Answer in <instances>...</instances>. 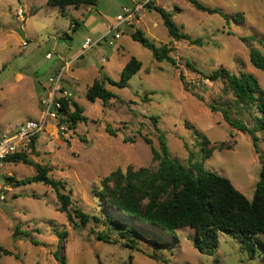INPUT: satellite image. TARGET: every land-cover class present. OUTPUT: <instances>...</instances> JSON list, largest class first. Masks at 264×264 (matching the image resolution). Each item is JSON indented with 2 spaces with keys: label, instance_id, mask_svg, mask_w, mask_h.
<instances>
[{
  "label": "rangeland",
  "instance_id": "1",
  "mask_svg": "<svg viewBox=\"0 0 264 264\" xmlns=\"http://www.w3.org/2000/svg\"><path fill=\"white\" fill-rule=\"evenodd\" d=\"M148 1L96 0L94 6H70L62 13L47 0H0V135L14 132L28 119L39 118V98L47 78L63 62L78 56L64 73L62 85L73 93L86 121L69 134L56 132L49 125L36 136L34 151H26L33 162L50 168L51 178L64 183L63 192L70 196L71 209L97 215L95 194L100 180L116 169H156L150 146L142 140L143 136L149 138L151 146L158 149L152 118H156L172 158L186 164L188 150L192 151L205 170L229 179L252 199L264 166L262 135L256 133L255 151L247 134L231 128L221 113L211 112L208 105L227 108L231 119L250 128L259 116L257 109L236 103L225 82H210L201 74L219 67L235 75L244 72L264 90V74L249 60L251 48L263 52L258 40L264 42V0H196L228 19L199 11L187 0H151V5L170 13L179 32L200 39L201 44L173 40L160 15L142 7L120 27L122 34L112 45L101 41L81 53L85 39H98L123 7L133 11ZM18 8L24 12L22 28L15 16ZM75 23L78 26L73 31ZM135 29L156 46L168 45L175 65L155 61L148 49L131 39L130 32ZM130 57L141 63V69L126 86L105 85L113 97L106 103L89 101L86 91L93 80L106 76L118 81ZM194 130L209 141L208 148H216L209 157H204ZM222 142L229 148L217 149ZM35 173L32 166L22 162H3L0 166V264H58L57 251L66 264H264L260 249L250 259L235 239L223 233L218 235L212 255L199 253L193 247L194 231L187 227L175 231L178 242L170 249L155 251L143 240L137 241L139 251L122 246L121 240L115 244L99 241L96 232L103 227L92 223L74 227L66 213L57 210L58 202L49 186L34 181L15 186L6 181L24 180ZM16 228L20 234L13 238ZM62 232L66 236L60 239L58 234ZM153 254L156 259L148 257Z\"/></svg>",
  "mask_w": 264,
  "mask_h": 264
},
{
  "label": "trees",
  "instance_id": "2",
  "mask_svg": "<svg viewBox=\"0 0 264 264\" xmlns=\"http://www.w3.org/2000/svg\"><path fill=\"white\" fill-rule=\"evenodd\" d=\"M187 1L199 11L217 13L228 19L226 14L217 9H209L196 0ZM95 2L96 0H47L48 5L57 7L62 13L70 6L74 8L94 6ZM150 3L151 0L144 3L143 8L154 10L160 15L170 38L176 41L183 39L191 45L201 44L200 39H191L179 32L170 13ZM77 26V23L73 24L72 30L74 31ZM130 37L148 49L155 61H166L175 65V59L170 55L171 48L168 45L156 46L139 29L130 32ZM245 40L243 38V41ZM258 43L263 52L251 48L249 60L255 69L264 74V42L258 40ZM186 65L192 68L188 63ZM140 69L141 63L136 58L130 57L122 67L118 81L106 76L100 80H93L87 88L86 97L89 101L99 99L106 103L113 94L105 88V85L123 88ZM201 75L210 82L218 80L225 82L236 103L245 107L254 106L257 109L259 116L256 118V124L250 128L241 121L231 119L227 108L208 105L211 112L221 113L223 120L231 128L247 134L256 151L258 140L256 133H261L264 141V90L252 75L244 72L235 75L219 67L207 75ZM182 78V74H179L180 81ZM183 87L184 90L187 89L184 83ZM143 99L147 100V94ZM63 104L65 118L59 123L67 124L68 129L73 131L78 123L86 121V117L82 115V108L74 100H63ZM151 122L157 134L158 149L151 146L149 138L143 136L142 140L150 146L151 160L157 163L156 169L140 167L133 170L128 167L124 172L116 169L102 178L100 189L95 194L99 206L97 215H90L78 208L71 209L70 196L63 192L64 183L51 178L48 175L50 168L33 162L27 156V152L15 153L3 162H22L32 166L35 175L19 181L6 178V181L15 186L32 181L49 186L55 193L57 210L66 213L74 227L83 228L90 223L100 224L103 230L96 232V239L105 243L115 244L121 240L122 246L139 251L137 241L143 240L150 242L155 251L160 248L170 249L171 245L178 242L175 231L187 227L194 231L193 247L199 253L212 255L218 246V235L223 233L235 239L250 259L255 257L258 249L264 254V166L260 171L252 199L249 200L232 185L229 179L205 170L202 163L195 159L192 151L188 150L186 164L172 158L164 134L157 127L156 118H152ZM105 130L114 135L108 127H105ZM194 133L204 157H209L216 148L212 145L208 148L209 141L196 130ZM35 140L36 137L32 140L31 152L34 151ZM185 147L187 148L186 145ZM224 148L229 147L223 142L217 145L219 150ZM19 232L16 228L12 237L18 238ZM112 235H114L113 239ZM58 236L63 239L66 233H59ZM31 242L36 244L34 240ZM3 254L11 255L9 251H3ZM58 255L57 251L55 257L58 264H66L65 258ZM148 257L156 259L155 254Z\"/></svg>",
  "mask_w": 264,
  "mask_h": 264
},
{
  "label": "built area",
  "instance_id": "3",
  "mask_svg": "<svg viewBox=\"0 0 264 264\" xmlns=\"http://www.w3.org/2000/svg\"><path fill=\"white\" fill-rule=\"evenodd\" d=\"M144 5V4H143ZM143 5H137L133 11L123 7L121 12L114 17L113 23L106 26L104 33L95 41L90 38H86L82 44V52H86L95 45H98L101 41L112 45L113 40L119 39L122 32L120 27L131 21L135 17V13L140 10ZM15 16L21 22L20 28L23 27L25 21L24 12L21 8L16 10ZM110 40L107 41V38ZM26 43L23 42V46ZM46 58H50L47 54ZM78 58L74 57L72 60L63 62L61 67L52 75L47 78L45 87H42L43 94L40 96V116L37 120L28 119L18 125L16 130L12 133H4L0 136V166L3 161L19 152H26L30 150L32 140L40 133L44 132L49 125L54 126L56 132L63 134H69L67 124H60L61 119L65 118L63 100H73V93L62 85V77L66 70L72 65V63ZM104 62V59H102ZM3 200V197H1Z\"/></svg>",
  "mask_w": 264,
  "mask_h": 264
},
{
  "label": "crops",
  "instance_id": "4",
  "mask_svg": "<svg viewBox=\"0 0 264 264\" xmlns=\"http://www.w3.org/2000/svg\"><path fill=\"white\" fill-rule=\"evenodd\" d=\"M1 136V135H0Z\"/></svg>",
  "mask_w": 264,
  "mask_h": 264
}]
</instances>
